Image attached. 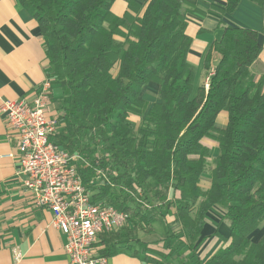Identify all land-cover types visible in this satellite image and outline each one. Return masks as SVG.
Listing matches in <instances>:
<instances>
[{
	"label": "trees",
	"instance_id": "trees-1",
	"mask_svg": "<svg viewBox=\"0 0 264 264\" xmlns=\"http://www.w3.org/2000/svg\"><path fill=\"white\" fill-rule=\"evenodd\" d=\"M18 1L38 24L48 79L61 90L54 142L91 163L102 156V168L120 172L110 176L112 186L95 188L89 184L94 169L78 167L95 199L129 213L134 230H150L155 222L165 228L164 252L138 239L144 250H132L116 231L100 236L99 253L132 250L148 264H174L173 254L179 264H187L186 254L195 264H264V231L250 238L264 228V75L252 71L262 51L257 32L219 21L222 35L207 52L205 69L212 52L219 60L208 88L194 95L187 16L207 13L188 1L125 0L121 17L111 12L115 0ZM223 1L209 12L232 15L243 0ZM149 83L159 86L151 105L140 98ZM223 112L227 125L219 129ZM204 139L217 144V157L210 159ZM203 174L210 178L207 189L200 186ZM212 208L222 212L228 236L201 260L197 252Z\"/></svg>",
	"mask_w": 264,
	"mask_h": 264
},
{
	"label": "crops",
	"instance_id": "crops-1",
	"mask_svg": "<svg viewBox=\"0 0 264 264\" xmlns=\"http://www.w3.org/2000/svg\"><path fill=\"white\" fill-rule=\"evenodd\" d=\"M186 1L197 8H203V12L207 13L204 18L189 16L186 29V33L192 39L188 61L196 70L195 81L199 72L207 73L219 60V55L212 52L210 69L208 71L205 69L204 61L207 52L212 43L218 41L222 35V29L217 28L219 21L233 27L257 32L262 42V51L253 64L252 71L256 78L264 75V4L258 6L243 0L232 15L219 16L209 12V7L223 6L225 4L223 0L221 2L218 0ZM126 7L125 0H116L112 4L111 12L121 17ZM237 14L240 15L237 16ZM189 30L192 34L188 32ZM49 70L45 45L37 22L18 0H0V103L4 99L31 101L37 87L47 78ZM197 87L198 85L195 86L194 82V95L195 89L198 90ZM199 87H202L201 84ZM51 93L53 100L61 96V90L58 87H52ZM54 106L52 103V113L55 112ZM222 116L220 113L215 123L219 129H224L227 125V114L225 117ZM219 118L222 119L220 126ZM202 142L210 150V159L220 154L214 141L204 139ZM16 152L14 133L6 131L0 114V264H70L63 249L64 237L57 229L49 226L51 214L33 206L21 178L17 176L19 165ZM10 153L14 154V157H7ZM209 185L208 174H203L200 177V186L207 189ZM206 219V225H209L211 221L208 217ZM213 226L217 227L218 222H214ZM225 229L226 236L220 235L221 231L216 230L210 237L205 235L208 240L202 242L197 252L201 260H206L225 245L224 238L228 236L226 225ZM148 234L150 236L146 238L147 247L164 251L163 239L166 232L163 224L153 223ZM154 235L156 237H151ZM14 250L21 255L19 260L14 257ZM106 258V264H148L134 255L132 250L117 252Z\"/></svg>",
	"mask_w": 264,
	"mask_h": 264
},
{
	"label": "built area",
	"instance_id": "built-area-1",
	"mask_svg": "<svg viewBox=\"0 0 264 264\" xmlns=\"http://www.w3.org/2000/svg\"><path fill=\"white\" fill-rule=\"evenodd\" d=\"M51 90L47 77L31 101L4 99L0 103L6 131L14 133L16 140L17 176L33 206L51 214L49 226L64 237L63 249L70 264H106L107 258L97 246L100 236L121 230L130 214L95 199L96 191L83 183L79 166L94 169L89 183L92 187L113 185L109 168L100 166L102 156L96 154L91 163L85 154H71L54 142L60 122L57 113L51 110ZM13 253L19 260L21 255L15 250Z\"/></svg>",
	"mask_w": 264,
	"mask_h": 264
},
{
	"label": "rangeland",
	"instance_id": "rangeland-1",
	"mask_svg": "<svg viewBox=\"0 0 264 264\" xmlns=\"http://www.w3.org/2000/svg\"><path fill=\"white\" fill-rule=\"evenodd\" d=\"M116 1V0H115ZM114 1V2H115ZM218 1H222V0H218ZM199 6H202V4H199ZM200 10H202L203 11V8H201V7H198ZM209 8H211V7H209ZM205 10V9H204ZM240 14H237V16H239ZM189 16H191V15H188L187 16V21L189 22ZM236 16V17H237ZM193 19V18H192ZM191 22V21H190ZM233 22V21H232ZM190 34H192L191 33V31L189 30L188 31ZM50 69V68H49ZM49 71H51V70H49ZM48 71V72H49ZM212 72H213V70H210V71H208L207 73L205 72L204 74L202 73V72H199V74H198V77L196 78V81H195V86H197L198 85V87L197 88H199V86H200V84H201V86H204L205 87V84H206V79L208 78V76L210 75V74H212ZM50 73V72H49ZM48 77V76H47ZM158 92H159V88H158V85H156V84H154V83H149V84H147L146 86H144L143 88H142V90H141V93H140V98L142 99V100H144V101H146V102H148L149 103V105H151V104H153V103H155V102H157L158 101ZM195 92H196V89H195ZM58 99V98H57ZM51 101H52V103L55 105L54 107V109H55V112L57 113V110H58V108L60 107V105H59V103H57V102H55L56 100H53V98L51 97ZM52 105V104H51ZM222 117H225V115H226V113L225 112H223L222 113ZM221 118H219L218 119V125L220 126V122H221ZM133 121H135V124L137 125V124H139V121H140V119H137V118H133ZM109 168V167H108ZM112 172H113V174L115 175V176H117L118 175V173H120V172H116L115 170L113 171V170H111L110 168H109V174H110V176L112 175ZM108 173V169H106V175H108L107 174ZM112 177H114V176H112ZM222 212L219 210V209H216V208H212L207 214H206V217H208L209 219H210V221L211 222H209V225H206L205 226V228H204V234L205 235H208L209 237H210V235L216 230V231H221V234L220 235H224V236H226L227 235V232H226V229H225V225L227 226V224H225V222H222L221 221V219H222ZM214 222H218V226L216 227V226H213L214 225ZM211 223H213V225L211 224ZM228 227V226H227ZM158 229H160V227H158ZM228 229V228H227ZM260 229V228H259ZM132 230V231H131ZM149 227H145L144 229H141V228H139V229H137V230H134L133 229V226H132V224L130 223V222H128L127 224H126V226L125 227H123V229H121V230H119V232L121 233V240H122V242L123 243H125V242H127V241H130V244H129V246L131 247V249L132 250H139V251H143L144 250V248L145 247H142V246H140V244H137L136 243V239H138V240H140L141 242H143V243H145V245H147L146 244V238L147 237H149L150 235L148 234L149 233ZM159 231V230H158ZM225 231V233H223ZM264 231V228L262 229V230H260L255 236L254 235H252L250 238L251 239H257L260 235H261V233ZM116 232V231H115ZM118 232V231H117ZM254 236V237H253ZM151 237H156V235H154V236H151ZM208 240V238L206 239V238H204V241H207ZM203 241V242H204ZM200 248V247H199ZM199 248H198V250H199ZM164 251H165V248L163 249ZM163 251V252H164ZM165 253H168V252H165ZM204 256V255H203ZM176 254H173L172 255V258L174 259V261L176 262V263H174V264H179L178 262H177V259H176ZM156 259H159V258H157V257H155ZM185 258L187 259V260H189V261H187L186 263L187 264H189V263H191V264H195L196 262V258L195 257H193V256H191L190 257V255L189 254H186L185 255ZM176 259V260H175ZM191 259V260H190Z\"/></svg>",
	"mask_w": 264,
	"mask_h": 264
}]
</instances>
